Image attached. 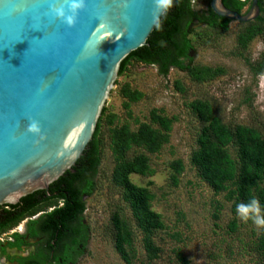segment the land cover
<instances>
[{
    "label": "rangeland",
    "instance_id": "obj_1",
    "mask_svg": "<svg viewBox=\"0 0 264 264\" xmlns=\"http://www.w3.org/2000/svg\"><path fill=\"white\" fill-rule=\"evenodd\" d=\"M209 1L191 2L199 18L193 19L188 27L187 38L192 46L183 65L223 68L224 74L200 84L192 82L184 71L176 68H170L167 76H162L156 66L132 61L126 72L116 78L103 107L106 122H102L100 131L104 141L101 163L94 189L90 197L84 199V221L90 236L78 264H125L114 250L107 230L111 212L117 206L123 207L119 190L109 181L114 159H123L112 153L115 145H110L109 130L126 124L135 131L140 123H149L152 110L174 118L164 143L157 151L147 154L152 175H130L134 185L147 187L153 196L150 211L157 214L163 224L162 229L152 232L154 245L161 249L159 258L152 263L180 264L174 254L179 250L189 264H258V257L251 248V241L258 235L255 226L239 220L232 211V201L225 197L227 192L215 194L197 178L189 162L200 128L189 106L194 100L211 102L225 123L250 125L264 136V71L255 76L245 62V59L254 62L264 56V37L255 38L240 56L236 35L241 22L230 21L223 33L208 28L200 18L205 17ZM240 1L247 3L243 14L252 0ZM175 83H179L182 91L176 89ZM123 89L138 90L142 96L129 103ZM108 119L112 122L107 123ZM228 149L235 157L236 147ZM174 160H181L185 167L176 185L171 182L169 168ZM227 185L235 189L230 183ZM124 216L129 218L126 209ZM233 220L237 228L232 233L227 225ZM131 221L129 219L130 225ZM141 239L138 231L133 241L136 247L134 264L146 262Z\"/></svg>",
    "mask_w": 264,
    "mask_h": 264
},
{
    "label": "water",
    "instance_id": "obj_2",
    "mask_svg": "<svg viewBox=\"0 0 264 264\" xmlns=\"http://www.w3.org/2000/svg\"><path fill=\"white\" fill-rule=\"evenodd\" d=\"M72 0H0V206L47 191L71 170L92 139L120 63L145 46L164 14L155 0H85L75 27L53 6ZM79 2V0H77ZM219 17L245 14L210 0ZM35 121L39 135L28 131ZM43 137V139L41 138Z\"/></svg>",
    "mask_w": 264,
    "mask_h": 264
},
{
    "label": "trees",
    "instance_id": "obj_3",
    "mask_svg": "<svg viewBox=\"0 0 264 264\" xmlns=\"http://www.w3.org/2000/svg\"><path fill=\"white\" fill-rule=\"evenodd\" d=\"M193 1L174 0L171 10L164 12L160 17V27H157L156 23L146 40L147 44L131 52L120 63L117 77L126 72L132 61L156 66L162 76H167L170 68H176L184 71L192 82L200 84L224 74L223 68L183 65V60L188 58V51L192 46L187 38L188 27L193 19L199 18L192 8ZM222 3L226 8L239 14L247 4L246 1L240 0H222ZM257 5L259 7L257 18L241 23L242 26L236 35L240 56L255 38L264 37V0H257ZM200 20L207 24L208 28L222 33L227 30L231 21L215 15L209 4L205 17H201ZM245 62L255 76L264 71V56L254 62L245 59ZM175 87L182 91L179 83H175ZM122 91L129 103L137 101L142 96L138 90ZM189 106L200 124L195 140L196 147L189 158L197 178L215 194L227 192L225 197L232 201L233 213H236V205L239 202H247L253 196L264 206V136L253 126L225 123L219 116L217 108L207 100L197 99ZM104 116L105 108L101 111L92 139L82 156L71 170L50 184L47 191H36L27 195L16 205L0 206V210L5 212L6 216L14 214L12 219L8 220L9 217H5L7 220L3 222L5 226L2 224L3 230L18 224L25 216H33L48 209L55 202L51 198H62L65 201V206L48 215L51 221L59 217L64 224L67 220L79 221L82 218L86 208V204L81 201L82 196L85 193L86 196L92 193L94 179L101 163L104 141L100 131L102 122H106ZM173 121L174 118L161 115V111L152 110L149 123H140L135 131L126 124L109 130L110 145H115L112 153L116 157L123 156L122 161L114 159L109 175L111 185L119 190L123 207L117 206V209L111 212L107 230L111 235L114 250L125 264H134L136 261V247L133 241L138 231L142 234V249L146 258V262L141 264H153L161 253V249L154 245L151 238L153 230L163 228L159 216L150 211L153 196L147 187L134 185L130 175L142 177L152 175L147 154L161 147L166 136L168 137ZM111 122L112 119L107 120V123ZM229 146L236 147L235 157H232L229 149L227 150ZM169 168L172 171L171 182L176 185L179 176L185 170L184 164L181 160H174ZM228 183L235 189H230ZM125 209L129 218L124 216ZM129 219L132 220V225ZM227 227L230 232H235L237 228L235 220L230 221ZM251 248L258 257V264H264V230L251 241ZM174 254L178 263L189 264L179 250L174 251Z\"/></svg>",
    "mask_w": 264,
    "mask_h": 264
},
{
    "label": "flooded vegetation",
    "instance_id": "obj_4",
    "mask_svg": "<svg viewBox=\"0 0 264 264\" xmlns=\"http://www.w3.org/2000/svg\"><path fill=\"white\" fill-rule=\"evenodd\" d=\"M249 8L250 5L247 11ZM48 196L50 197V194ZM86 197L90 196L83 194L81 201L85 203ZM52 199L55 202L48 209L33 216H25L18 224L5 230L2 228L3 222L8 217V220L12 219L14 214L6 216L5 212L0 210V264H78L80 262L86 252L85 247L90 236L84 221L86 208L79 221L67 220L62 224L59 217L51 221L48 215L65 206V201L62 198Z\"/></svg>",
    "mask_w": 264,
    "mask_h": 264
},
{
    "label": "clouds",
    "instance_id": "obj_5",
    "mask_svg": "<svg viewBox=\"0 0 264 264\" xmlns=\"http://www.w3.org/2000/svg\"><path fill=\"white\" fill-rule=\"evenodd\" d=\"M177 2H179V0H177ZM173 3L174 0H155L157 9H162L164 12L171 10ZM85 8V0H79V2H77V0H72L68 5V10L71 12V15L68 14V11L65 10L63 5L59 7L53 6L51 12L69 27H75L79 13ZM157 27H160L159 21H157ZM262 76H264V74H262ZM28 131L32 134L39 135L41 133V128L38 123L33 121L30 123ZM41 138L43 139V137ZM235 211L239 220L245 224L251 222L257 229L258 233L261 230H264V206L261 205V202L257 197L253 196L247 202H239L236 205Z\"/></svg>",
    "mask_w": 264,
    "mask_h": 264
}]
</instances>
